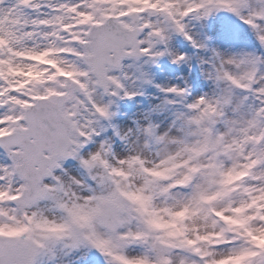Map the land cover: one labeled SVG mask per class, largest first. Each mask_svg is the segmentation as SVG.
<instances>
[{"label":"snow or ice","instance_id":"6c2138e0","mask_svg":"<svg viewBox=\"0 0 264 264\" xmlns=\"http://www.w3.org/2000/svg\"><path fill=\"white\" fill-rule=\"evenodd\" d=\"M0 264H264V0H0Z\"/></svg>","mask_w":264,"mask_h":264},{"label":"rangeland","instance_id":"374dc122","mask_svg":"<svg viewBox=\"0 0 264 264\" xmlns=\"http://www.w3.org/2000/svg\"><path fill=\"white\" fill-rule=\"evenodd\" d=\"M149 94H154V90L149 89ZM147 107L148 106V100L147 99H139L130 103H127L121 110L129 115L132 114L133 111H135L138 107Z\"/></svg>","mask_w":264,"mask_h":264},{"label":"bare ground","instance_id":"6f19581e","mask_svg":"<svg viewBox=\"0 0 264 264\" xmlns=\"http://www.w3.org/2000/svg\"><path fill=\"white\" fill-rule=\"evenodd\" d=\"M248 46H249V47L252 46V42H251L250 38H249V44H248ZM165 68L167 69V72H166L167 75H171V74L175 71L174 68H167L166 65H165ZM164 78H165L164 75H159V76H158V80L163 81ZM126 104H127V103L123 104V105L121 106V108H123Z\"/></svg>","mask_w":264,"mask_h":264}]
</instances>
